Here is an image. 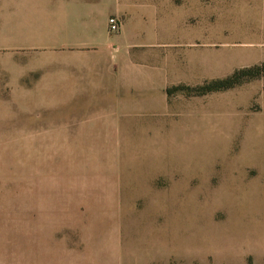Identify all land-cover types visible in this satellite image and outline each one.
Listing matches in <instances>:
<instances>
[{
    "label": "rangeland",
    "instance_id": "obj_1",
    "mask_svg": "<svg viewBox=\"0 0 264 264\" xmlns=\"http://www.w3.org/2000/svg\"><path fill=\"white\" fill-rule=\"evenodd\" d=\"M142 1L161 13L188 79L178 86L264 64V0ZM2 25L0 264H264V70L228 89L173 91L170 125L83 129L16 89L11 63L33 55L14 52Z\"/></svg>",
    "mask_w": 264,
    "mask_h": 264
},
{
    "label": "crops",
    "instance_id": "obj_2",
    "mask_svg": "<svg viewBox=\"0 0 264 264\" xmlns=\"http://www.w3.org/2000/svg\"><path fill=\"white\" fill-rule=\"evenodd\" d=\"M28 1L27 7L24 0H10L8 18L0 19L10 48L33 55L24 64L11 63L26 69L16 73L15 84L26 99L41 101L40 109H66L60 114L75 117L80 130L101 121L113 130H134L135 117H141L139 125L150 124L146 131L170 125L162 119L171 121L177 104L166 89L188 79L178 77L177 51L162 36L160 12L147 11L142 0ZM109 17L117 29L109 28ZM30 74L32 80L18 81ZM170 257L149 259L171 264Z\"/></svg>",
    "mask_w": 264,
    "mask_h": 264
},
{
    "label": "trees",
    "instance_id": "obj_3",
    "mask_svg": "<svg viewBox=\"0 0 264 264\" xmlns=\"http://www.w3.org/2000/svg\"><path fill=\"white\" fill-rule=\"evenodd\" d=\"M264 70V64L261 66H254L251 68H242L234 70L230 75L223 79H214L208 83H205L203 86L188 87V86H173L166 89L167 94L175 90H185L187 92H196L198 94L228 89L233 87L243 81L245 78H251L258 76Z\"/></svg>",
    "mask_w": 264,
    "mask_h": 264
},
{
    "label": "built area",
    "instance_id": "obj_4",
    "mask_svg": "<svg viewBox=\"0 0 264 264\" xmlns=\"http://www.w3.org/2000/svg\"><path fill=\"white\" fill-rule=\"evenodd\" d=\"M108 23H109V28L111 30L117 29L118 21L114 17H109L108 18Z\"/></svg>",
    "mask_w": 264,
    "mask_h": 264
}]
</instances>
